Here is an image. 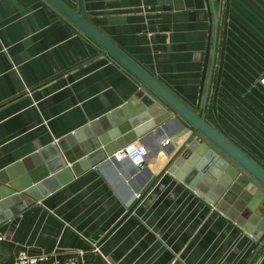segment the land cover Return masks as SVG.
<instances>
[{
	"label": "crops",
	"instance_id": "crops-1",
	"mask_svg": "<svg viewBox=\"0 0 264 264\" xmlns=\"http://www.w3.org/2000/svg\"><path fill=\"white\" fill-rule=\"evenodd\" d=\"M66 1L201 115L216 48L212 0ZM214 2L220 33L206 121L264 168V0ZM146 95L168 109L46 0H0V180ZM179 119L184 129L172 123L171 133L139 138L142 167H92L3 216L0 264H16L21 251L81 264H264V241L163 171L193 130Z\"/></svg>",
	"mask_w": 264,
	"mask_h": 264
},
{
	"label": "water",
	"instance_id": "water-1",
	"mask_svg": "<svg viewBox=\"0 0 264 264\" xmlns=\"http://www.w3.org/2000/svg\"><path fill=\"white\" fill-rule=\"evenodd\" d=\"M46 1L124 66L162 100L168 109L159 105L156 99L148 95L142 99L141 106L135 108L136 99L133 98L126 106L26 159L20 164L21 172L15 173L6 180H0L2 184L0 186V217H2L0 220L3 216L5 219H10L26 206L41 201L45 196L72 181L84 170L92 167L105 170L113 164H118L119 162L112 157L114 153L139 138L146 135L159 136L171 133L172 123H178L184 129L185 126L179 119L181 118L193 130L183 146L168 159L163 171H169L209 203L218 205L222 212L235 220L257 240L264 241V168L206 121L220 33L214 0L212 2L216 15V48L201 115L177 98L87 21L81 15L80 8L75 9L66 0ZM225 35L226 30L224 39ZM220 71L221 66L217 76L214 100L217 98L219 89ZM139 97L140 95H137V98ZM213 110L216 114V102H214ZM201 136L204 141H200ZM124 161L130 162L129 159ZM134 199L132 198L129 203H133Z\"/></svg>",
	"mask_w": 264,
	"mask_h": 264
},
{
	"label": "built area",
	"instance_id": "built-area-1",
	"mask_svg": "<svg viewBox=\"0 0 264 264\" xmlns=\"http://www.w3.org/2000/svg\"><path fill=\"white\" fill-rule=\"evenodd\" d=\"M168 142H166L167 144ZM116 161L121 162L125 159H129L130 162L136 167H142L145 165L148 150L140 140L132 142L114 153L112 156ZM140 197V196H137ZM4 237L0 234V244L3 242ZM81 264L75 256H70L65 260H59L54 254L41 253L38 255H32L26 251H21L16 259V264Z\"/></svg>",
	"mask_w": 264,
	"mask_h": 264
}]
</instances>
